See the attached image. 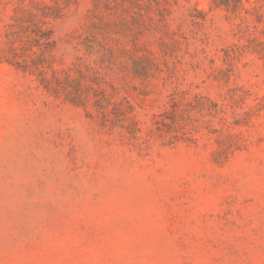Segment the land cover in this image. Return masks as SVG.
<instances>
[{"label":"rangeland","instance_id":"1","mask_svg":"<svg viewBox=\"0 0 264 264\" xmlns=\"http://www.w3.org/2000/svg\"><path fill=\"white\" fill-rule=\"evenodd\" d=\"M22 1L0 0V57L15 8L62 0ZM210 1L170 0L141 22L114 0H70L45 27L55 68L79 67L91 85L85 109L0 60V264H264V63L237 55L253 29L241 38ZM140 56L153 62L145 80L131 72ZM101 92L131 112L104 124ZM224 94L225 116L191 113L184 139L150 133L172 98Z\"/></svg>","mask_w":264,"mask_h":264},{"label":"trees","instance_id":"2","mask_svg":"<svg viewBox=\"0 0 264 264\" xmlns=\"http://www.w3.org/2000/svg\"><path fill=\"white\" fill-rule=\"evenodd\" d=\"M23 4L22 0H19ZM70 4V0H62L61 3H55L53 6L36 3L34 11H31V1L26 9H23L24 17H17L19 8H15V16L12 17L13 24L9 25L10 29L6 32L8 51L0 57L1 62H5L15 68L17 71L36 75L39 85L52 96L59 98L61 95L66 102L72 105L83 107L88 105L89 92L92 90L91 85L86 83L84 71L79 67L75 69L59 70L54 66L52 51L56 48V41L53 39V31L45 27L51 21L58 20L62 17L63 10ZM176 4V1H174ZM115 8H122L123 12H132L138 15L141 22L144 17L149 21V13L155 6L159 10L168 11L171 6L170 0H114ZM24 8V7H23ZM137 10L138 12H135ZM197 16H194L193 24L203 22L206 17V11L194 8ZM209 10H221L226 20L234 19L239 21L238 33L241 38H245V33L249 27L253 29V35L246 38L248 45L237 48V55L241 52H248L256 55L264 63V40L258 38V28L264 25V0H211ZM144 12V13H142ZM121 25L126 28L127 20L119 16ZM135 19L133 22H136ZM88 54L96 53L92 45H83ZM101 48V45H100ZM133 51H137V46L132 45ZM127 54L130 50L122 49ZM111 58L113 51L106 52ZM234 54V53H233ZM235 57H231L227 51L224 52V62L228 67L232 66ZM131 72L134 77L139 79H148L152 76L151 70L153 62L151 59L140 56L137 58L130 57ZM50 76H46L47 73ZM94 102V107L98 110L102 122L105 124L112 115L115 118L124 117L126 112H131L128 107L126 112L120 110L118 105L109 101L105 94ZM234 100L231 95L224 94L220 103H213L207 98L196 95L192 99L181 103L172 98L170 109L161 113L153 123V129L150 133L159 138L167 137L168 144L184 139L183 131L191 123V113H197L203 117H214L215 115L225 116L228 108V102ZM111 126H118L116 122ZM121 127V125H119ZM123 127V126H122ZM132 127V128H131ZM129 132L135 134L138 129L135 128V121H131Z\"/></svg>","mask_w":264,"mask_h":264}]
</instances>
